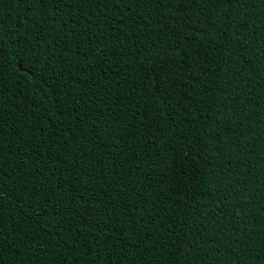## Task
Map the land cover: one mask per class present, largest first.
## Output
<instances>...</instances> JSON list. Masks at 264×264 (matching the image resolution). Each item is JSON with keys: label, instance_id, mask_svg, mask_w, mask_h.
I'll return each mask as SVG.
<instances>
[{"label": "trees", "instance_id": "trees-1", "mask_svg": "<svg viewBox=\"0 0 264 264\" xmlns=\"http://www.w3.org/2000/svg\"><path fill=\"white\" fill-rule=\"evenodd\" d=\"M0 264H264V0H0Z\"/></svg>", "mask_w": 264, "mask_h": 264}]
</instances>
